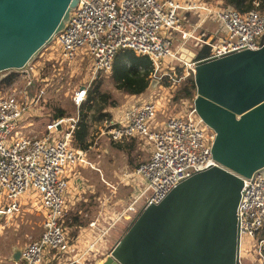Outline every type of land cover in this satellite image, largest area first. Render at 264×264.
<instances>
[{
  "label": "built area",
  "instance_id": "obj_1",
  "mask_svg": "<svg viewBox=\"0 0 264 264\" xmlns=\"http://www.w3.org/2000/svg\"><path fill=\"white\" fill-rule=\"evenodd\" d=\"M254 4L255 8L240 12L224 0H78L65 26L45 47L52 56L69 64L78 56L81 60L89 57L87 78L72 95L77 107L88 100L89 89L101 74L112 73L115 57L124 48L148 56L153 67L150 80L159 81L148 98L126 104L116 116L107 119L106 130L113 142L138 138L151 146V154L135 170L121 171V184L130 185L132 192L127 199L120 198L121 211L115 220L108 224L100 218L91 222L97 235L88 244L87 252L101 254L103 237L119 220L133 221L185 179L219 165L212 153L216 134L200 117L195 103L186 98L179 105L178 114H166L167 99L160 92L167 86L172 88L178 77L183 80L194 76L200 61L263 46L264 12L259 8L260 0ZM209 20L217 22L218 27L207 28ZM221 23L227 34L222 33ZM190 44L199 46V51L208 46L210 51L199 58ZM169 57L173 61L167 67ZM41 96L24 101L13 93L0 98V212L12 217L23 212L24 204H30L44 217L41 236L21 249L20 263L46 264L63 258L66 264H85L84 254L76 255L64 220L71 186L69 168L85 164L96 167L89 162L86 149L77 146L75 133L82 118L80 113L51 119L42 133L26 131L29 119L38 116L34 103ZM160 113L167 115L165 121H158ZM243 180L238 211V264H243L244 235H249L258 253L256 264H264V173ZM104 181L115 191L119 187ZM140 181L145 182L144 187L139 186ZM28 192L36 193L35 202H23ZM113 248L107 250V257Z\"/></svg>",
  "mask_w": 264,
  "mask_h": 264
},
{
  "label": "water",
  "instance_id": "obj_2",
  "mask_svg": "<svg viewBox=\"0 0 264 264\" xmlns=\"http://www.w3.org/2000/svg\"><path fill=\"white\" fill-rule=\"evenodd\" d=\"M77 3L0 0V75L29 71ZM194 79L195 107L216 132L219 165L146 207L102 264H238L243 177L264 173V45L200 61ZM158 85L153 80L148 92ZM11 260L21 262V248Z\"/></svg>",
  "mask_w": 264,
  "mask_h": 264
},
{
  "label": "rangeland",
  "instance_id": "obj_3",
  "mask_svg": "<svg viewBox=\"0 0 264 264\" xmlns=\"http://www.w3.org/2000/svg\"><path fill=\"white\" fill-rule=\"evenodd\" d=\"M212 1L216 2L219 0ZM207 23L209 28L216 29L218 27V23L212 20H209ZM219 26L222 29V33L227 34L225 26L222 23ZM177 45L178 41L175 40L174 46ZM190 46L193 47L191 44ZM77 58L78 59L71 64L62 62L61 57L57 55L52 56L50 50L44 48L30 64L29 71H11L5 75H0V82L10 75H15L12 84L2 85L0 87V98L17 93L26 101L28 98H38V96L42 94L40 100L38 101L37 99L34 103L36 108L33 107L38 109L37 112H35L38 116L29 119L30 125L26 129V131H33V134H39L45 131L46 124L52 119L56 107L65 108L67 110L66 116L69 117L76 116L79 113L81 116L86 114V119L90 125V133L87 138L88 143H90L88 149H86L87 158L96 168L88 164L76 167L75 172L71 176L70 189L72 187L71 190L74 192L75 188L80 187V192L74 198L73 210L70 212L75 215L79 213L77 222L83 223V225L91 229V222L98 218L101 219L103 224H107L105 216L108 214L106 211L103 212V210L109 209L111 206L113 209L110 218L113 220L117 218L118 212L120 213L121 211V207L117 205L114 206L111 203H116L120 198L127 199L132 192L130 185L125 186L121 184V171H133L141 163L148 160L151 154V146L145 141L138 139H131L122 143L113 142L106 130L107 120H100L97 107L92 110H82L81 107H77L73 103L72 95L74 89L82 82H85L89 72V57L86 56L85 60H81V56ZM57 59H59V61H57ZM172 61L173 58H167L166 66L168 67ZM190 77L192 76L188 78ZM99 78H102L104 81L102 91L110 93L117 103L116 106L108 107L106 110L112 113L113 117L118 114V109L130 102L138 100L129 99L131 95L118 90L109 75L101 74ZM188 78L180 80L178 77L172 88L167 86L168 88H166L164 92H160L165 99H167L168 107L166 109V114L170 113V111L178 114L180 109L179 105H181L182 100L186 98L189 103H195L196 96L194 98L184 97L180 101L175 99L178 91ZM30 81L32 82L31 84H29ZM168 85L171 84L169 83ZM146 92L144 96H140L139 98H148L152 93ZM168 100H170V103ZM166 114L160 113L158 121H165L167 119ZM214 133L216 134L215 131ZM104 179L111 184H118V189L116 191L112 189L111 186L106 184ZM91 186H94L92 190L90 188ZM139 186L144 187L145 182L140 181ZM100 196L107 197L103 199ZM74 199L72 198V200ZM23 200L24 202H35L37 200L36 193H26L23 196ZM40 211L37 207L24 206L22 214L12 217L2 216L0 218V254L4 253L0 258H3L2 256H4L5 253H11L14 248H22L27 243L39 239L43 231L44 220ZM69 213L66 215L68 224L76 221ZM110 218H108V222L109 220L111 222ZM131 223L132 220L122 218L107 232L105 237H103L106 241L108 240L106 246H108L110 250L116 242L123 237ZM93 233L95 236L97 235L96 232ZM258 257V253L252 247L249 235H244L242 240L243 264H256ZM61 260L63 261L62 258ZM2 262L1 260L0 264ZM3 263L14 264L8 259L6 262L4 259Z\"/></svg>",
  "mask_w": 264,
  "mask_h": 264
},
{
  "label": "trees",
  "instance_id": "obj_4",
  "mask_svg": "<svg viewBox=\"0 0 264 264\" xmlns=\"http://www.w3.org/2000/svg\"><path fill=\"white\" fill-rule=\"evenodd\" d=\"M256 0H225V4L232 8L237 9L240 12H246L255 8ZM260 10L264 12V0H260ZM210 51L208 46H205L198 52V57L202 58L207 55ZM152 61L148 56L138 55L136 52L130 48H124L118 51L112 73L109 75L111 80L116 85V88L128 95H141L145 93L150 84V75L152 72ZM15 75H10L0 82V87L2 85H10L14 81ZM103 79L97 78L91 85L89 89L88 100L81 106L82 110H92L97 107L99 112L100 120H107L112 118V113L106 111L108 107H114L117 105L116 101L113 99L110 93L102 91ZM169 84V81H166ZM196 96V84L194 76L187 79L184 85L180 88L176 100H181L184 97ZM67 115V110L63 107H56L54 109V115L52 119H57L59 117H65ZM90 133V125L86 119V114H83L79 127L75 133V139L77 141V146L82 149H88L90 143H88V135ZM70 215V214H69ZM76 221L73 223H78V215L71 213V215ZM69 217V216H68ZM66 221V215L64 217ZM68 224V223H67ZM70 225V224H69ZM23 264V263H20Z\"/></svg>",
  "mask_w": 264,
  "mask_h": 264
},
{
  "label": "crops",
  "instance_id": "obj_5",
  "mask_svg": "<svg viewBox=\"0 0 264 264\" xmlns=\"http://www.w3.org/2000/svg\"><path fill=\"white\" fill-rule=\"evenodd\" d=\"M197 18V16H192V19L193 20H195ZM206 27L207 28H209V26H208V23L206 24ZM193 48H194V51H197V52H199V46H196V45H194L193 46ZM146 93H149L148 92V90H147V92ZM140 96H144V93L143 94H141V95H131V98H129V99H140L139 97ZM119 110H121V108L120 109H118V112H119ZM112 117H113V114H112ZM28 132H33V131H28ZM36 134V133H35ZM134 139H138V138H134ZM138 140H140V139H138ZM75 169L76 168H73V167H71V168H69V174L72 176V174L75 172ZM75 188V187H74ZM91 188V190L94 188V186L92 187H90ZM71 189H72V187H71ZM70 189V194L68 195V197H67V212H66V215L70 212V211H72L73 209V204H74V202H75V197H76V195L77 194H79V189H80V187H77V188H75V191L74 192H72V190ZM127 189V188H126ZM131 189H132V187H131ZM104 195H106V194H104ZM101 198H105V197H107V196H105V197H103V196H100ZM72 198L74 199V200H72ZM120 200V199H119ZM117 201L116 203H111V204H113L114 206H120V204H121V202L120 201ZM23 202H24V200H23ZM29 202L30 201H25L24 203H28L29 204ZM25 206H31L30 204L29 205H26V204H24ZM32 207V206H31ZM23 209H24V207H23ZM106 209V208H105ZM112 209H113V207L111 206L109 209H106V210H103V212L104 211H106L107 212V214L108 215H106L105 216V221L107 222V224L110 222V220H109V222H108V218H110V216H111V211H112ZM41 212V211H40ZM42 213V212H41ZM22 214V213H21ZM69 214H71V212L69 213ZM103 214V213H102ZM16 215H20V214H16ZM77 215H79V213L77 214ZM15 216V215H14ZM111 220H113L112 218H110ZM65 224L69 227V229H70V232H71V237H72V239H73V242H74V244H75V247H76V255H81V254H84V257H83V262L85 263V264H102V262L103 261H105V259H106V257H107V255H108V251L107 250H110V248L108 247V246H106V244L108 243V240L106 241H104V239H103V245H102V252H101V254H94V253H91V252H87L86 251V249H87V247H88V244L91 242V241H93V239H94V233H93V231H92V229H90L89 227H87V226H85V225H83V223H70V225L69 224H67L66 222H65ZM112 229V228H111ZM74 233V234H73ZM74 235V236H73ZM116 244H117V242H116ZM115 244V245H116ZM114 245V246H115ZM113 246V247H114ZM23 248V247H22ZM21 248V249H22ZM4 254V253H3ZM3 254H0V257H1V255H3ZM12 255H13V250H12V252L10 253V252H8V253H5V255L4 256H2L3 258H0L3 262H4V259H5V262H6V260L8 259L9 261H11L12 263H14L12 260H11V257H12ZM63 259V258H62ZM0 260V261H1ZM1 263V264H5V263ZM62 263H65L66 264V259H63V261L60 259L59 261H58V259H56V260H53V261H49V263H46V264H62ZM14 264H16V263H14ZM20 264V263H19Z\"/></svg>",
  "mask_w": 264,
  "mask_h": 264
},
{
  "label": "bare ground",
  "instance_id": "obj_6",
  "mask_svg": "<svg viewBox=\"0 0 264 264\" xmlns=\"http://www.w3.org/2000/svg\"><path fill=\"white\" fill-rule=\"evenodd\" d=\"M243 177V176H242Z\"/></svg>",
  "mask_w": 264,
  "mask_h": 264
}]
</instances>
